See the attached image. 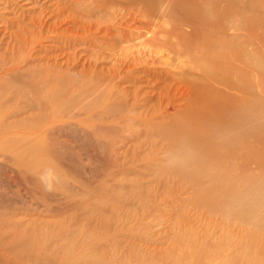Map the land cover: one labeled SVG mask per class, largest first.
<instances>
[{
    "label": "bare ground",
    "instance_id": "obj_1",
    "mask_svg": "<svg viewBox=\"0 0 264 264\" xmlns=\"http://www.w3.org/2000/svg\"><path fill=\"white\" fill-rule=\"evenodd\" d=\"M252 2L0 0V264H264ZM80 127L94 179L61 166Z\"/></svg>",
    "mask_w": 264,
    "mask_h": 264
},
{
    "label": "rangeland",
    "instance_id": "obj_2",
    "mask_svg": "<svg viewBox=\"0 0 264 264\" xmlns=\"http://www.w3.org/2000/svg\"><path fill=\"white\" fill-rule=\"evenodd\" d=\"M252 1L253 9L258 12V79H264V0ZM246 2L247 0H245V3ZM144 20L146 21L147 19L144 18ZM258 84H260L259 81ZM256 105L257 106L254 108L248 106L245 107V124L249 127H255V129L259 131L258 128L264 125V90L262 89L258 90V103ZM61 117H64L70 121H74L77 118V111L71 109L69 113L62 115ZM78 129L80 133L70 132L66 129L60 135L61 137L59 139L68 152H64V154L61 155V161L63 162L61 166L65 169L66 176H68L69 171L74 169H83L85 176H87L89 179H94L95 177H98L96 174L99 172L100 168H102V174L105 173L104 167H102V165H104L102 162L103 149L100 147L99 142L94 139L95 137L87 138L89 135L81 127ZM69 153H72V155L70 156ZM248 168H254V164H249ZM168 169H170L169 172L164 170L166 173L162 175V179L168 180L169 184L172 182L181 184L183 180L177 178L178 174L174 173L175 170L172 169V167H169ZM168 173H170V176L173 178L172 180L168 179ZM153 175L154 173L151 171L149 180L154 179ZM66 176L60 172L59 178L55 176L52 177V182L56 183L58 188H61V186H65V181H71ZM135 183L136 182L129 184L134 185ZM188 184L191 185V181L185 185ZM162 185L163 184H160V186ZM57 192L59 193L62 191L58 190ZM217 199L236 204L235 197L228 198L219 196ZM260 209L264 211V197L262 198V195L258 197L257 205L254 207L253 212L248 215L247 219L243 218L244 221H240L241 226L250 232L249 235L252 238H257L258 236L264 235V214L262 215L261 212L258 211ZM221 214L229 218L233 217L232 214H234L236 217L242 213L238 210H232L228 213L223 211L222 213H217L216 216H220ZM237 222L238 220H236V223Z\"/></svg>",
    "mask_w": 264,
    "mask_h": 264
}]
</instances>
